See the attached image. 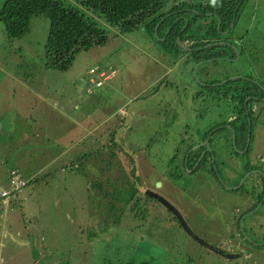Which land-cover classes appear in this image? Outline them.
<instances>
[{
    "label": "rangeland",
    "instance_id": "374dc122",
    "mask_svg": "<svg viewBox=\"0 0 264 264\" xmlns=\"http://www.w3.org/2000/svg\"><path fill=\"white\" fill-rule=\"evenodd\" d=\"M66 2L89 15L92 11L76 0ZM252 2L253 7L241 2L242 11L234 13L238 18L233 35L221 36L219 42L224 45L217 47L231 50L225 45L236 36L246 42L243 49L248 52L210 60L209 69H217L219 78L225 69L229 74L236 72L224 81L248 75L264 78V0ZM93 12L97 16H90L107 31L108 40L82 50L65 70L45 64L50 27L46 15L33 16L30 31L13 39L0 18V264H264V232L249 226L251 217L263 224L258 229H264V204L258 202L262 193H255L250 177L244 180L246 158L256 169H264V125L259 126L260 138L250 139L248 132L244 150L241 132L236 146V133L229 129L233 126L226 123L213 134L212 145L210 133L205 146L200 142L202 146L195 150L197 157L207 160L206 168L189 173L192 167L184 160L182 171L171 168L165 163L170 149L160 153V142L166 143L160 139V120L169 122L175 110L176 115L186 112V104L199 91L210 90L203 85L202 67L196 64L191 70L175 58L172 62L173 55L168 60L160 58L163 47L151 39L145 26L123 33ZM229 27L224 25L220 32L226 33ZM196 43L188 39L179 43L177 38V44L189 50ZM176 49L173 44L172 51ZM196 54L181 52L179 56L193 62ZM91 68H97V73L90 74ZM191 71L195 80L189 77ZM102 73H110L111 78L96 87L91 78L103 79ZM252 79L250 86L256 90V79ZM224 81L217 83L222 86ZM219 91L218 95L230 97ZM160 97L171 102L178 97L179 102L160 104ZM262 115L264 108L261 121ZM190 119L185 113L174 125L180 131ZM124 122L128 129L116 134L121 143L115 150L112 132ZM203 133L194 130L192 141H199ZM229 134H233L231 141ZM144 145L153 147V154L141 151ZM232 145L234 150H229ZM231 152L238 161L231 159ZM12 169L21 172L16 185L28 184L10 195L16 188L10 183ZM232 173L236 175L231 177ZM257 180L261 182L263 175H256L254 183ZM149 184L180 210L198 236L238 256L223 257L192 240L163 201L159 205L145 198ZM129 185L139 192L136 212L140 216L147 208V217H134L130 210L136 201H121L119 194L111 205L118 192L125 199L127 191L133 190ZM4 190L8 195L2 197ZM93 208H98V214Z\"/></svg>",
    "mask_w": 264,
    "mask_h": 264
},
{
    "label": "trees",
    "instance_id": "16d2710c",
    "mask_svg": "<svg viewBox=\"0 0 264 264\" xmlns=\"http://www.w3.org/2000/svg\"><path fill=\"white\" fill-rule=\"evenodd\" d=\"M76 1L81 3L88 10H92L90 11V15L96 17L97 15L93 11L98 12L97 14H99L105 22L119 28V30L123 33L133 32L134 30L145 26L151 39L157 43L160 42L162 45L163 48L160 50V58L164 60L170 59L172 55L175 56L176 51L183 53L187 52L186 48L177 44L178 36L179 43H184L185 39H188L197 42L196 44H193V46L200 47L202 46V43L207 45L209 44V41H206L205 43L202 42L203 39L211 37L213 40H215L214 37L220 36L221 30L218 28L219 19L222 20L221 29H224L223 26H230L233 20H235L237 24L238 17H235L234 13L236 11H238V13L242 11L243 7L241 2H243V5L249 4L250 7H253V0H215V3H213V0H204V2L202 0ZM207 11L219 13V15L212 14L208 17ZM190 14H192V16H190ZM37 15H46L50 19L49 33L44 54V60L47 67L58 70L68 69L76 59L77 54L82 50H89L95 45H103L108 40L107 31L98 24V21H96L87 12L81 11L73 5H68L66 0L2 1L0 8V18L4 23L7 35L12 39L21 38L27 34L31 29L32 17ZM251 15L252 13H250L249 16ZM185 25H187V30H185V32H181V29ZM232 31H234V29H232ZM164 37L166 38L161 40V38ZM235 43L236 41L234 40L232 44ZM173 44L176 45V48H178L175 51H172ZM230 44L225 46L231 49H228L230 51L229 55L235 56L237 52ZM244 44H246L245 41L244 43L242 42L241 49L243 51ZM218 46L220 45H212L205 50H202L198 53L200 56H198L197 59L199 60L200 57H203L201 55L205 54L207 50H214V52H211L209 55L205 54L208 56V58L219 57L224 51L217 50ZM212 63H218V61L215 60ZM91 69H94V73L89 72L90 74L97 73V68ZM100 72L105 73L106 70H101ZM104 73L101 74V76H104V78L98 79L97 81H104L106 76H110V73L107 75H104ZM230 76L231 74L227 75V77ZM218 78L216 77V80L221 79ZM244 80L246 81L244 82ZM239 81L244 82L247 85L252 83L247 79ZM91 83H94L93 78H91ZM235 83H237L236 79L230 80V84ZM246 93L247 92L240 90L233 95L235 98L240 99V102L243 103L248 96ZM262 96H264L263 90ZM242 117L241 119H245L246 124V114L243 113ZM174 168H176L178 171L180 170L176 165ZM16 172L21 173L18 169ZM27 184L28 183H26V185ZM132 187L133 190L131 192L127 191V196L125 199L124 194L118 192L114 194L115 198L110 203L111 205L116 203L118 201L116 195L119 194L121 195V201L123 200L126 203H129L132 200L136 201L130 210L131 213H135L134 217L135 215L139 218L147 217V208H144L140 211V216L138 215L140 213L136 212L137 207L140 206L139 202L141 200L139 197H136V193H139L137 192V188H135L133 185L127 188L131 190ZM89 192L90 189L88 190V193H86L88 196L90 194ZM146 195L145 198L147 199ZM263 196L264 191L262 193V197ZM150 197L153 196L148 195V199H152ZM93 211L94 213L98 214V208H93ZM116 217H120V215H117ZM181 228L192 240H195L196 242V239H194L186 230H184L183 226H181ZM142 264H144V262Z\"/></svg>",
    "mask_w": 264,
    "mask_h": 264
},
{
    "label": "flooded vegetation",
    "instance_id": "af4514ba",
    "mask_svg": "<svg viewBox=\"0 0 264 264\" xmlns=\"http://www.w3.org/2000/svg\"><path fill=\"white\" fill-rule=\"evenodd\" d=\"M207 12H205V13H207ZM207 14L209 17L210 15H212L214 13L208 12ZM219 22L222 24L221 19H219ZM232 23H233V25H232ZM232 23H231L232 26L230 25V27H229L230 29L226 30V33H224V34L220 33V36H224L227 34L230 35V33L233 35L234 31H232V29H234L235 26H237V24H236L235 20H233ZM218 25H219V23H218ZM220 30L222 31L224 29H220ZM165 38L166 37H164V39ZM209 38L210 37H208L207 39H203L202 42L206 43V41H208ZM218 39L221 40L222 38L218 37ZM241 39H242L241 37L240 38H236V36L234 37V40L237 42ZM232 42H231V44L230 43H227V44H230L233 47L235 46L238 48V52L236 51L237 52L236 55L230 56L229 55L230 51L225 50L220 56L218 55L219 58L218 57H216V58H218V59L236 58L238 55H239V57H241L242 54H245L248 52V50L243 51L241 49V47L237 46L236 43L232 44ZM242 42L243 41L241 40V42L239 41L238 43L240 44ZM204 45H206V44H204ZM204 45L202 46L201 49H198V50H196V48H199V46L192 47L190 50H189V48H187L185 46L188 54L197 53L193 62H192L190 57L186 58L185 57L186 55L179 56V55H181V52H178V51H176V55L171 58L172 62H173V59L175 58V60H177V63L184 64L185 66L187 65V67L191 68V70L194 69L196 64L199 65V68L202 67V74H203V77L205 79V83L203 85L210 89L208 92H204V93L202 91H199V93H197V94H199V96H195L190 102H188L186 104V105H189L186 112L181 113L179 115L178 114L176 115V113H178V112H177V110H175L172 113V119L169 120V122L166 123L163 120L161 123V120H160V139L166 140V143L161 144V142H160V153H163L165 149H167V150L170 149V151H169L170 155L167 158V161L165 163H168L171 168H173V166L175 167V165H176L179 167V169L181 171L183 170L182 168L184 167V164L181 163L183 160H184L185 164L190 168L191 167L193 168L195 165H197L198 162H199L198 167H204L203 165H205L207 167V160L204 158L201 159V158L197 157L195 155V150H197L198 147L202 146L199 144L200 142H202L203 146H205L204 141L210 133H212V135H210L208 143L210 145H212L211 139H212L213 134L217 133L219 130L223 129V127L225 126L226 123H229L230 125L233 126L232 128H229V129L236 133V137L234 138L236 146H238V143H239L238 132L239 131L241 132L240 141H241V144L244 145V148H243L244 150L247 146V144L245 143V141H246L245 139L247 137L246 135H248V132L250 135V139H254V137L260 138L259 136H261V132L259 131V126H262V124L264 125V115H262L263 120L261 121V114H262V110L264 108V96L260 97V95L258 94L261 86H263L262 81H264V78H262L260 76L252 77L251 75H248L246 77L249 82H253L252 78L256 79V84H257L256 90H254L253 87H251L250 85H247L246 83L239 81V80H243L244 78L238 77L236 79L237 83H235V84H230V79L224 81L225 79L230 78V77H227V75L229 74V71L227 69L224 70L225 75L220 80H216V77L218 75L217 69H213V72H212V69H209L210 68V64H209L210 60L214 59V58H208V56H207L212 51L207 50L205 53L207 55L203 54V55H201L203 57H200L199 60L197 59L198 56H200L198 53L201 52L202 50L206 49V47ZM217 61L219 62V60H217ZM191 64H192V67H191ZM235 73L231 74V76L235 75ZM189 77L191 78V80H195L194 76L192 74V71L189 73ZM221 81H224L222 86L217 83V82H221ZM160 83H161V81H160ZM162 87H163V85H161L159 87L157 86L156 89L154 91H152V94H157L159 92V90H161ZM218 87H225V88H227V91L226 92H220L218 90ZM215 90L219 91L222 94L230 93V97L228 99L224 96L222 97L221 95H218V93ZM240 90H243V91L247 92L246 94H248V96L245 99V102H243V103H241L240 99L235 98V96L233 95L234 93H236ZM261 90L264 91V87L261 88ZM247 100H248V102H247ZM253 100L257 101V102L251 104V107H250L249 105ZM219 101L220 102L224 101L227 103L223 105ZM162 102L169 104L170 106H175L178 104L179 98L177 97L174 101L171 102V100L169 98L162 100L160 97V104ZM197 109H201L200 113ZM166 111L168 112L169 109H167ZM185 113L189 114L191 119L188 120L187 123L184 125V127L179 131L175 127L174 121L178 120L179 117L184 116ZM243 113L246 114V120H247L246 124H245V119H241V117L243 116ZM217 118H218L217 123L211 125L212 120H216ZM228 119H230L229 122H228ZM126 126H127L126 122H124L122 125L115 128L114 131L112 132V133H114V138H115L116 134L119 133V131L122 130L123 132H126V130L128 129ZM220 127H222V128H220ZM130 129L131 128L129 127L128 133L130 132ZM196 129H201V130H203V132H205V133H203L202 138L197 142L192 141L193 140V131ZM166 135H167V138L165 137ZM204 136H205V138H204ZM119 137L120 136L118 135L117 138H119ZM227 137L231 141V139L233 138V134H229V135H227ZM120 140H121V137H120ZM114 141H115V139H114ZM250 143H251V141H250ZM115 145H116V143H115ZM115 150L112 153L113 155H116ZM140 150L143 152H146L147 154L148 153L153 154V147H150V146H146V145L141 146ZM229 150H234V146L232 145V149H229ZM134 152H136V151L134 150ZM181 154L183 155V157L181 156ZM230 156H231L232 160H237V161L239 160L238 158H236L234 156L233 152L230 153ZM262 160H264V159H262ZM221 162L225 163L224 159H222ZM190 163H191V165H190ZM256 168H257L256 165L253 164L251 160L246 158L245 173L248 172L247 174L249 175L253 186L255 185L253 190L255 191V193H263V191H264L263 190L264 189V176H263V180L261 182H259V180H257L254 183V179H255L256 175H259V174L262 175V173H260V172L261 171L264 172V169H262V168L256 169ZM253 169H255V170H253ZM250 173H252V174H250ZM234 175H236V174L232 173L231 177H233ZM242 177H244V176H242ZM147 187L148 188H146V189H150L151 191H155V192L157 191L154 187H152L151 184H149ZM149 187H152V188H149ZM145 191L146 190H144V193H145ZM248 193L250 195V192H248ZM146 196H147V200H153L155 204L158 203L160 205V202L154 196L150 197L152 199H148V195H146ZM262 201L264 204V196L261 199H259V201H258L259 204ZM165 208L167 210L169 209L168 207H165ZM168 211L170 213H172L170 210H168ZM251 211L252 210H250L249 212H251ZM249 212H248V214H249ZM173 216L176 219V221L178 222V219L176 218V216L174 214H173ZM247 218L248 217L246 216L245 219H247ZM178 224L181 227L179 222H178ZM259 225H261V227L263 226L262 223H259L258 221L253 220L251 217L249 218L250 228L252 230H254V232L256 231L259 233H263L264 229H261V230L258 229ZM234 245H237V244L234 243ZM242 248H244V247H242Z\"/></svg>",
    "mask_w": 264,
    "mask_h": 264
},
{
    "label": "water",
    "instance_id": "95a60500",
    "mask_svg": "<svg viewBox=\"0 0 264 264\" xmlns=\"http://www.w3.org/2000/svg\"><path fill=\"white\" fill-rule=\"evenodd\" d=\"M209 46V45H208ZM185 48V46H183ZM234 49L238 52V48L234 46ZM199 67V66H198ZM250 144V140L248 141ZM215 160H217L216 155H215ZM216 162V161H214ZM199 166V162L197 163V165H195L191 170L188 169L189 173H194V171L197 169V167ZM204 168H206L205 165H203ZM202 168V169H204ZM213 171V169H210ZM215 171V170H214ZM207 173V171H205ZM262 173V175L264 176V172H260ZM252 174V173H250ZM137 174V177H139ZM249 177V175L247 174L244 178V180L246 181V179ZM146 194L150 195V196H154L155 198H157L160 202L163 201V203L169 208L171 209L179 218L181 225L184 227V230H186L194 239H196L203 247L207 248L210 251H213L215 253H218L219 255L226 257V258H233L235 256L234 253H231L230 251L223 249L221 247H219L218 245L212 244L210 242H208L207 240H205L204 238L198 236L189 226V224L187 223L185 217L182 215V213H180V211L174 206L172 205L169 200H167L164 196H162L160 193L155 192V191H151L150 189L146 190Z\"/></svg>",
    "mask_w": 264,
    "mask_h": 264
},
{
    "label": "clouds",
    "instance_id": "9594fccd",
    "mask_svg": "<svg viewBox=\"0 0 264 264\" xmlns=\"http://www.w3.org/2000/svg\"><path fill=\"white\" fill-rule=\"evenodd\" d=\"M213 3H215V0H213ZM218 37H221V36H217V37H214V39L215 40H213V38H209V44H207L206 45V48H208V47H210V46H212V45H224V44H220V40L218 39ZM222 40V39H221ZM209 45V46H208ZM92 70V69H91ZM94 73V72H93ZM111 78V75L109 76H106L105 77V79L104 80H107V79H110ZM93 82H94V84L96 85V87H100V86H102L103 85V82L104 81H97L95 78H93ZM115 139V141H114V147H115V149H116V146L118 145V144H120L121 143V140H119V141H117L116 140V138H114ZM115 143H116V145H115ZM137 153H134V155H136ZM114 163V162H113ZM122 168V167H121ZM124 169V168H123ZM124 170H126V169H124ZM12 173H14L15 175H16V177H17V174H18V172H16L15 170H13V171H11L10 172V183H11V180H12V178H13V174ZM27 183V182H26ZM26 183H24L23 185H21L19 188H15V189H13V191L11 192V194L10 195H12V194H14V193H16V192H18V191H21V189L26 185ZM145 190H147V189H145ZM145 193H146V191H145ZM9 195V196H10ZM2 197H5V196H2ZM170 202V201H169ZM171 203V202H170ZM172 204V203H171ZM164 206H166L165 204H163ZM173 205V204H172ZM167 207V206H166ZM176 207V206H175ZM177 208V207H176ZM178 209V208H177ZM171 212H172V214H174L175 216H176V218L178 219V222L180 223V220H179V218H178V216L171 210V209H169ZM179 210V209H178ZM180 211V210H179ZM181 213V212H180ZM183 215V214H182ZM184 216V215H183ZM186 219V218H185ZM187 221V220H186ZM188 223V222H187ZM181 224V223H180ZM182 226V225H181ZM192 229V228H191ZM197 241V240H196ZM198 242V241H197ZM199 243V242H198ZM200 244V243H199ZM201 245V244H200ZM202 246V245H201ZM207 249V248H206Z\"/></svg>",
    "mask_w": 264,
    "mask_h": 264
},
{
    "label": "built area",
    "instance_id": "2783aa9c",
    "mask_svg": "<svg viewBox=\"0 0 264 264\" xmlns=\"http://www.w3.org/2000/svg\"><path fill=\"white\" fill-rule=\"evenodd\" d=\"M91 72H94V69H92ZM12 174H13V178H12L11 182H12L13 186L16 187V189H17V188H19L23 183H21L20 185H19V184L16 185V179H17L18 176L16 177V175H15L14 173H12ZM2 195H3V196L8 195V191H7V190H4V191L2 192Z\"/></svg>",
    "mask_w": 264,
    "mask_h": 264
}]
</instances>
